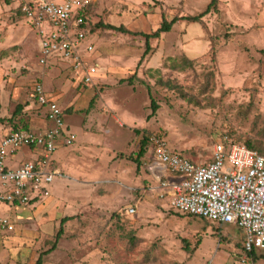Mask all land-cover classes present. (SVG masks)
<instances>
[{
	"label": "rangeland",
	"instance_id": "374dc122",
	"mask_svg": "<svg viewBox=\"0 0 264 264\" xmlns=\"http://www.w3.org/2000/svg\"><path fill=\"white\" fill-rule=\"evenodd\" d=\"M209 2L92 0L86 29L92 49L81 53L97 68L93 84L85 85L83 73L68 70L66 61L40 65L32 26L18 3L0 0L2 128H42L40 110L26 98L42 68L55 70L58 82L74 93L65 97L66 119L73 113L72 124L100 142L110 140L108 151L92 150L86 165L71 159L66 177H54L53 204L51 198L25 204L20 212L25 219L13 230L0 228V264H36L39 255L40 264H247L241 260L242 232L234 224L173 211L141 166L148 162L147 145L138 155L142 138L157 133L196 165L210 162L214 145L225 136L250 142L264 156V0H216L200 20L181 19L201 13ZM173 18L169 31L149 38L150 50L142 56L145 37L135 32L152 33L163 19ZM74 98L78 105L68 108ZM151 101L158 105L153 114ZM72 131L68 149L85 157V145L73 147L77 131ZM89 165L99 167L100 176ZM128 206L132 214L125 212ZM64 216L70 219L61 224ZM44 220L52 223L48 232L40 224ZM255 253L254 263L264 264V248Z\"/></svg>",
	"mask_w": 264,
	"mask_h": 264
},
{
	"label": "built area",
	"instance_id": "2783aa9c",
	"mask_svg": "<svg viewBox=\"0 0 264 264\" xmlns=\"http://www.w3.org/2000/svg\"><path fill=\"white\" fill-rule=\"evenodd\" d=\"M19 12L37 34L40 65L66 61L68 70L82 72V83L92 84L97 64H89L82 52L87 42V14L92 0H15ZM88 61V62H87ZM32 103L45 108L52 125L44 131L12 128L0 139V203L10 207L39 201L58 174L51 165L59 138L65 145L74 134L64 123L63 109L45 94L39 82L28 92ZM148 147L146 171L156 182L157 196L168 199L173 211L218 224H234L243 234L241 260L255 264L247 253L264 248V156L245 145L223 137L212 149L210 162L193 164L167 147L161 134L145 137ZM23 147L39 149L34 159L9 167L7 159ZM127 214L134 207L125 208ZM0 228L14 229L10 217L0 218Z\"/></svg>",
	"mask_w": 264,
	"mask_h": 264
},
{
	"label": "crops",
	"instance_id": "0c3cea01",
	"mask_svg": "<svg viewBox=\"0 0 264 264\" xmlns=\"http://www.w3.org/2000/svg\"><path fill=\"white\" fill-rule=\"evenodd\" d=\"M9 6L10 7L12 6L14 8V3L10 2ZM30 32H32V34L34 36L35 45H36V51H37V39L35 37V33L33 31V28H30ZM36 60H37V52H36ZM56 64H59V63L58 62H52V64H48V65H50L48 67H53ZM39 76L41 77V79L40 78L34 79V81L30 85L29 90L31 89L32 85L35 82L41 83V85H42V87H43V89L45 91V94L48 95L51 99L55 100L56 103L63 109V113H64L63 117H64V123H65L66 128L68 130H70V131H72V130L77 131V133H76L77 134V143L73 147L74 148H80V147L83 148L82 145H85L84 146V151H86V153H85L86 156L81 158V157L75 156V154L73 155V153L75 151L68 149L70 147V145H65L64 142H63V138H59L58 143H57V148H56V150L54 151V153L52 155L51 165H52V167L58 169V171H59L58 174L59 175H62L64 177H66L67 172H68V168L66 169V165L68 167V165H69L68 163L71 161V159H74V164H77V163H81V164L83 163L84 164V162H85L84 165H86V164H88L87 160H90V158L88 156H91L94 153H96V154L98 153L99 154L103 150L108 151V149H109V144L108 143H110V140L108 141L107 138H105L104 141L100 142V140H96L93 136L90 137V135L94 134V133H92V132L91 133H86L85 130L84 131L82 130V127L79 124H77V123L75 125L72 124L73 122L71 120L74 119L73 113L72 114H67V115L72 116L71 119H69V120L66 119V117H65L66 116L65 115L66 107H63V106H67L65 104V97H72L73 98L74 93H73L72 90L67 91V89L62 85V83L58 82V80L56 79L55 70H50V69L46 70V69H42V68H41V70L38 69V77ZM52 87L54 88V91L52 90ZM26 98L29 100V96L26 97ZM75 99L76 98H74L71 101V103L68 104L69 105L68 108L69 107L71 108V106H73L74 102H75L76 106L78 105V103H76L77 101H75ZM32 105H34L38 110H40V112H41V114L43 116L44 124H41L42 128H33V129L26 128V129H31V130H34V131H37V132L44 131L46 128H48V127H50L52 125V122L46 117L45 108L44 107H41V106L37 105L36 103L30 102L29 106L33 107ZM89 107H91V102L89 103ZM93 109L94 108H92L90 115L93 114V111H94ZM0 110H1V113H0V139H1L10 129L16 128L17 126H4V128H2L3 125L1 124V122L3 121V118H4V115H2V113L4 112V109L2 108V104L0 105ZM125 114L127 115L128 113L126 112ZM70 127H71L72 130L70 129ZM82 135H86V137H83V138L80 139L79 136H82ZM102 145H104L103 149H102ZM92 150L94 151V153H91ZM56 152L58 153V155L61 152L59 157L57 155V158L55 157L56 156ZM38 153H39V149H37V148L23 147L22 149H20L18 152H16L14 155H11L7 159V164H8L9 167H15L18 164H20L23 160H29V159L36 158L38 156ZM76 157L78 159H76ZM81 164H79V165L81 167H83ZM141 166H143V164H141ZM81 167H79L77 169V171L80 172V173H81V170H83V168H84V167L83 168H81ZM86 167L88 169H92L94 173H96L98 176H100L99 175V172H100L99 167L95 168V167H92L91 165L86 166ZM90 167H92V168H90ZM84 170H85L84 174L86 175V169L84 168ZM94 179L99 181V182L102 180V179H98V178H94ZM105 181H103V183H106ZM52 186L53 185L51 184V187H48V194H47L46 197H44V199L42 197L40 199L41 201H49V198H51L50 203L53 204L54 199L52 197H54L55 192L54 193L51 192ZM61 189H62V187H59L60 191H61ZM51 194H52V197H51ZM69 203H70V201H69ZM22 207H25V205H17L15 207H10V206H8L6 204L0 203V210L1 211L4 210L2 212V214L0 215V218L1 217H5V216L10 217L12 219L13 225H14L15 222H18L19 220L22 221V219H25V218H21L22 216H20V212H22L21 211ZM4 212H6V213H4ZM64 217H67V216H64ZM68 217H70V216H68ZM34 219H36L35 216H34ZM27 220H29V219H27ZM33 221H34L33 223H35V220H33ZM66 221H68V220H66ZM40 224H42L41 225L42 227L48 225V227L46 229L47 232H48L49 228L52 227V223L47 221V220H44L43 222H40ZM39 232L47 233L45 231H40V230H39ZM26 233H33V234L37 233L38 234V232L34 231V230L26 231Z\"/></svg>",
	"mask_w": 264,
	"mask_h": 264
},
{
	"label": "trees",
	"instance_id": "16d2710c",
	"mask_svg": "<svg viewBox=\"0 0 264 264\" xmlns=\"http://www.w3.org/2000/svg\"><path fill=\"white\" fill-rule=\"evenodd\" d=\"M215 2H216V0H210V2L207 4V6H206V8L201 12V13H199V14H197V15H194V16H184V17H181V19H186V20H189V21H198V20H200V18L204 15V14H206L209 10H210V8L212 7V6H214L215 5ZM177 21V19L176 18H173V19H171V20H166V19H163L162 21H161V24H160V26L156 29V30H154L152 33H144V32H135V34H142L144 37H145V42H146V45H145V50H144V52L142 53V56H144L149 50H150V45H149V38H151V37H154V38H156V37H158V35L160 34V33H162V32H167V31H169L170 29H171V26H172V24L174 23V22H176ZM99 25H101V24H99ZM101 26H103V27H105V28H108V29H114V30H118V31H120V32H129L127 29H125L123 26H114V25H111V24H104V25H101ZM88 27V26H87ZM87 29V28H86ZM157 104L156 103H154V101H151V108H152V112H151V114H153L154 112H155V110H156V108H157ZM21 107H19L16 111H14V113H13V115H15V113L20 109ZM24 129H26L25 127H24ZM145 145H147V143H146V140H145V137H143L142 138V140L140 141V149H139V152H138V155L140 156L143 152H144V150H145ZM243 145H245L247 148H250V149H252V147H251V143L250 142H248L247 144H243ZM140 165V164H139ZM198 218H200V217H198ZM68 219H70V217H63V218H61V224H63L66 220H68ZM203 219V218H202ZM240 230V229H239ZM240 232H241V230H240ZM60 234H61V228L57 231V233H56V240H55V242L57 241V238L60 236ZM55 244V243H54ZM239 243H237V245H238ZM55 246L53 245L52 247H51V249H53ZM240 247H241V249L243 250V234H242V244L240 245ZM257 249H252V250H250L248 253H247V255L253 260V261H255L256 259H257V255H256V253H255V251H256ZM45 252H48V251H45ZM40 260H41V255H39V257H38V259H37V261H36V264H40Z\"/></svg>",
	"mask_w": 264,
	"mask_h": 264
}]
</instances>
